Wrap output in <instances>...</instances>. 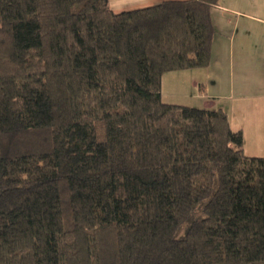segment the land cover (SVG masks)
<instances>
[{
  "label": "trees",
  "instance_id": "1",
  "mask_svg": "<svg viewBox=\"0 0 264 264\" xmlns=\"http://www.w3.org/2000/svg\"><path fill=\"white\" fill-rule=\"evenodd\" d=\"M221 1L0 0V264H264V157L162 101Z\"/></svg>",
  "mask_w": 264,
  "mask_h": 264
},
{
  "label": "crops",
  "instance_id": "2",
  "mask_svg": "<svg viewBox=\"0 0 264 264\" xmlns=\"http://www.w3.org/2000/svg\"><path fill=\"white\" fill-rule=\"evenodd\" d=\"M164 1L109 0L114 13ZM216 35L206 68L164 74L162 101L198 109H223L244 135V152L264 157V0H222L211 10Z\"/></svg>",
  "mask_w": 264,
  "mask_h": 264
},
{
  "label": "rangeland",
  "instance_id": "3",
  "mask_svg": "<svg viewBox=\"0 0 264 264\" xmlns=\"http://www.w3.org/2000/svg\"><path fill=\"white\" fill-rule=\"evenodd\" d=\"M202 217V215L201 214H196L195 216H194V219H200ZM184 235V234H183ZM182 235V236H183Z\"/></svg>",
  "mask_w": 264,
  "mask_h": 264
}]
</instances>
